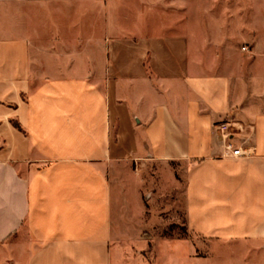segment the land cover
I'll return each mask as SVG.
<instances>
[{"label":"crops","instance_id":"crops-1","mask_svg":"<svg viewBox=\"0 0 264 264\" xmlns=\"http://www.w3.org/2000/svg\"><path fill=\"white\" fill-rule=\"evenodd\" d=\"M163 4L0 0V264H154L168 244L264 264V33L243 50L189 11L165 30ZM149 170L170 187L135 219L124 185Z\"/></svg>","mask_w":264,"mask_h":264},{"label":"rangeland","instance_id":"rangeland-1","mask_svg":"<svg viewBox=\"0 0 264 264\" xmlns=\"http://www.w3.org/2000/svg\"><path fill=\"white\" fill-rule=\"evenodd\" d=\"M132 2L137 0H130ZM163 23L165 30L173 29L172 31L179 33L187 26V11H189L190 23H205L206 27L210 26L211 29L221 30L222 37L230 38L234 41L235 45L251 49L253 45L252 39H258L262 41L264 33V0H163ZM186 3H189V10L186 9ZM167 4V5H166ZM170 4V5H169ZM182 6V7H181ZM200 26V25H196ZM256 44V43H254ZM151 170L142 174V177L146 179L145 183L139 184L137 181L128 180L125 185V199L128 203V207L133 211L135 219L143 209V205L146 204L150 208L149 198L150 190L157 187L158 182L152 176ZM151 175V176H150ZM163 184L161 188H169V175L164 174ZM159 178V177H158ZM165 183V184H164ZM164 192V191H163ZM180 224L184 223V216L179 214ZM136 227H139V222H135ZM152 222L148 223L146 227H150ZM170 229V228H169ZM152 232H146L145 238H150ZM154 235H163L173 237H186L188 234L184 231V228L178 226L173 231H164L163 234L160 231L153 232ZM135 247L138 248V243H135ZM9 247L0 248V257L9 255ZM144 255L149 262H152L154 258L153 246L147 247ZM157 259L154 264H190V244H180L176 248L171 246L159 248ZM126 264H131L126 262Z\"/></svg>","mask_w":264,"mask_h":264},{"label":"built area","instance_id":"built-area-1","mask_svg":"<svg viewBox=\"0 0 264 264\" xmlns=\"http://www.w3.org/2000/svg\"><path fill=\"white\" fill-rule=\"evenodd\" d=\"M219 135L224 142L225 150L231 157L234 158H247L249 154L243 151L240 148H237L231 142L232 133L230 131V124L229 123H221L216 126Z\"/></svg>","mask_w":264,"mask_h":264},{"label":"trees","instance_id":"trees-1","mask_svg":"<svg viewBox=\"0 0 264 264\" xmlns=\"http://www.w3.org/2000/svg\"><path fill=\"white\" fill-rule=\"evenodd\" d=\"M15 126H16L18 129H22V128L20 127V125H18V124H15Z\"/></svg>","mask_w":264,"mask_h":264}]
</instances>
